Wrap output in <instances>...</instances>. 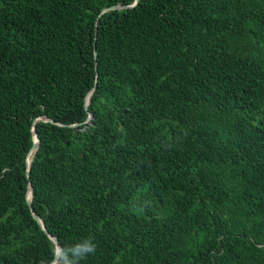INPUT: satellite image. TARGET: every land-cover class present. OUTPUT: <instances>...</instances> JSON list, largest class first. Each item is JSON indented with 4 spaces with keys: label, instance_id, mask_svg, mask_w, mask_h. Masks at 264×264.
I'll use <instances>...</instances> for the list:
<instances>
[{
    "label": "trees",
    "instance_id": "trees-1",
    "mask_svg": "<svg viewBox=\"0 0 264 264\" xmlns=\"http://www.w3.org/2000/svg\"><path fill=\"white\" fill-rule=\"evenodd\" d=\"M135 1L0 0V264H264V0Z\"/></svg>",
    "mask_w": 264,
    "mask_h": 264
},
{
    "label": "clouds",
    "instance_id": "clouds-1",
    "mask_svg": "<svg viewBox=\"0 0 264 264\" xmlns=\"http://www.w3.org/2000/svg\"><path fill=\"white\" fill-rule=\"evenodd\" d=\"M51 251L52 259L56 264H81V261L87 259L89 255L96 253L97 245L92 237H86L71 245L56 244ZM41 264H50V262L41 261Z\"/></svg>",
    "mask_w": 264,
    "mask_h": 264
},
{
    "label": "water",
    "instance_id": "water-1",
    "mask_svg": "<svg viewBox=\"0 0 264 264\" xmlns=\"http://www.w3.org/2000/svg\"><path fill=\"white\" fill-rule=\"evenodd\" d=\"M136 3H137V0L134 2L133 5H135ZM122 8H123L122 6H112V7H109L107 9L102 10L101 13H104V12H107V11H110V10L122 9ZM89 96H90V94L87 96V98L85 100V106L86 107L88 106V103H89V101H88ZM92 119H93V115L89 114L87 122H90ZM75 126L76 125H73L71 127H75ZM33 135H34V144H33L32 148L30 149V151H29V153L27 155V166H29V157L35 153V151L38 148V144H39V140H38L37 134L35 132H33ZM31 190H32L31 189V185H29L28 192H27V195H26V199H27V202L30 204V210L32 212L33 217L39 223V225L44 229L42 222L39 220V218L36 216V214L33 213V211H32V207H31ZM53 240H54L55 244H58V242L55 239H53ZM54 263H55V261L52 264H54Z\"/></svg>",
    "mask_w": 264,
    "mask_h": 264
}]
</instances>
